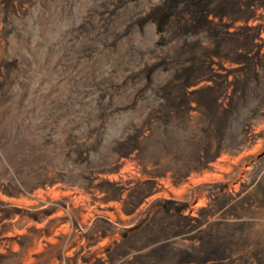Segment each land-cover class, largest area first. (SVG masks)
<instances>
[{
    "label": "rangeland",
    "instance_id": "374dc122",
    "mask_svg": "<svg viewBox=\"0 0 264 264\" xmlns=\"http://www.w3.org/2000/svg\"><path fill=\"white\" fill-rule=\"evenodd\" d=\"M0 264H264V0H0Z\"/></svg>",
    "mask_w": 264,
    "mask_h": 264
},
{
    "label": "bare ground",
    "instance_id": "6f19581e",
    "mask_svg": "<svg viewBox=\"0 0 264 264\" xmlns=\"http://www.w3.org/2000/svg\"><path fill=\"white\" fill-rule=\"evenodd\" d=\"M254 32H255V33H258V32H259L258 27L256 28V26H255V28H254Z\"/></svg>",
    "mask_w": 264,
    "mask_h": 264
}]
</instances>
